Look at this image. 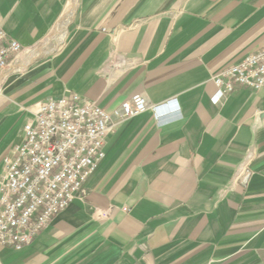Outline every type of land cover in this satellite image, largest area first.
Wrapping results in <instances>:
<instances>
[{
    "label": "crops",
    "instance_id": "1",
    "mask_svg": "<svg viewBox=\"0 0 264 264\" xmlns=\"http://www.w3.org/2000/svg\"><path fill=\"white\" fill-rule=\"evenodd\" d=\"M0 29L25 49L0 81V180L50 98L179 106L117 126L86 200L0 264H264V90L213 100V77L264 49V0H0Z\"/></svg>",
    "mask_w": 264,
    "mask_h": 264
},
{
    "label": "built area",
    "instance_id": "2",
    "mask_svg": "<svg viewBox=\"0 0 264 264\" xmlns=\"http://www.w3.org/2000/svg\"><path fill=\"white\" fill-rule=\"evenodd\" d=\"M25 49L0 29V81L10 63ZM120 70L133 63L114 62ZM216 105L237 88L264 90V49L213 77ZM1 93V88H0ZM176 100L153 105L143 94L133 96L112 113L97 102L69 94L37 105L34 120L24 126V141L4 161L0 180V245L21 251L30 246L76 200L85 201L87 183L106 158L105 145L115 128L152 111L161 124ZM253 154L248 152L233 183L248 186L253 176ZM128 211V209H125Z\"/></svg>",
    "mask_w": 264,
    "mask_h": 264
}]
</instances>
